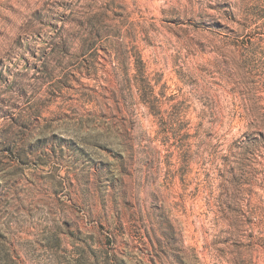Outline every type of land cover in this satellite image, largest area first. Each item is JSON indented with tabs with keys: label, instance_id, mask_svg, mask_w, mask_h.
Instances as JSON below:
<instances>
[{
	"label": "rangeland",
	"instance_id": "rangeland-1",
	"mask_svg": "<svg viewBox=\"0 0 264 264\" xmlns=\"http://www.w3.org/2000/svg\"><path fill=\"white\" fill-rule=\"evenodd\" d=\"M211 3L0 0V264H264V0Z\"/></svg>",
	"mask_w": 264,
	"mask_h": 264
},
{
	"label": "trees",
	"instance_id": "trees-1",
	"mask_svg": "<svg viewBox=\"0 0 264 264\" xmlns=\"http://www.w3.org/2000/svg\"><path fill=\"white\" fill-rule=\"evenodd\" d=\"M189 3L194 7L195 4H198L199 7V15H207L208 10L214 9L212 7L211 0H188ZM219 6L221 4H218Z\"/></svg>",
	"mask_w": 264,
	"mask_h": 264
}]
</instances>
